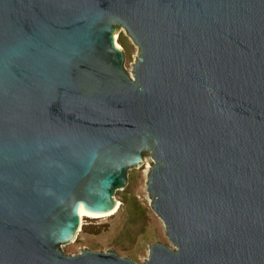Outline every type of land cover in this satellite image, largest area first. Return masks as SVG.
Returning <instances> with one entry per match:
<instances>
[{"label": "water", "instance_id": "obj_1", "mask_svg": "<svg viewBox=\"0 0 264 264\" xmlns=\"http://www.w3.org/2000/svg\"><path fill=\"white\" fill-rule=\"evenodd\" d=\"M147 160L141 264H264V0H0V264H137L61 246Z\"/></svg>", "mask_w": 264, "mask_h": 264}, {"label": "rangeland", "instance_id": "obj_2", "mask_svg": "<svg viewBox=\"0 0 264 264\" xmlns=\"http://www.w3.org/2000/svg\"><path fill=\"white\" fill-rule=\"evenodd\" d=\"M115 35L124 51V67L131 72L138 48L122 28ZM148 161L128 171L125 187L114 194L119 204L117 211L111 216H84L75 240L61 246L63 252L77 254L85 248L110 249L141 264L148 256L150 244L157 241L169 244L162 221L150 207L145 180L151 163Z\"/></svg>", "mask_w": 264, "mask_h": 264}, {"label": "bare ground", "instance_id": "obj_3", "mask_svg": "<svg viewBox=\"0 0 264 264\" xmlns=\"http://www.w3.org/2000/svg\"><path fill=\"white\" fill-rule=\"evenodd\" d=\"M115 41H116V35H115ZM117 43V42H116ZM118 45V44H117ZM119 46V45H118ZM120 47V46H119ZM149 162V161H148ZM151 162V160H150ZM149 162V163H150ZM149 166V165H148ZM119 206L118 202H117V207ZM81 214V219L84 217V216H97V215H89V214H85V213H80Z\"/></svg>", "mask_w": 264, "mask_h": 264}]
</instances>
